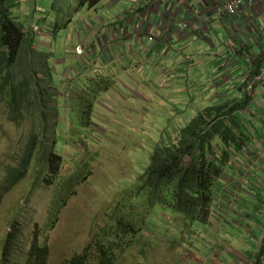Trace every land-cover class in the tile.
I'll list each match as a JSON object with an SVG mask.
<instances>
[{"label":"rangeland","instance_id":"obj_1","mask_svg":"<svg viewBox=\"0 0 264 264\" xmlns=\"http://www.w3.org/2000/svg\"><path fill=\"white\" fill-rule=\"evenodd\" d=\"M110 1L33 0L15 12L35 41L34 49L24 48L17 64L20 81L33 70L41 80L33 84L31 109L22 116L15 117L10 105L0 99V197L10 170L20 166L32 139L47 137V145H40L30 177L3 197L0 264L15 223L21 234L13 264H27L36 232L39 243L49 249L48 264H62L125 215L139 220L149 216L150 220L144 221L133 245L116 264H229L230 257H219L221 250L214 253L217 262L208 256L215 245L229 242L219 234V227L225 232L236 229V224L242 226L240 219L244 221L239 216H219L220 208L224 214L239 209L229 200V208L224 207L226 199L216 201L211 222L204 225L172 209H154L153 201L148 206L136 197L154 152L179 144L181 130L210 104L208 100H214L211 90L197 88L204 80L209 82L214 70L198 65L185 79L177 80L183 71L177 69L178 63H170L163 50L144 53L130 40L121 41L130 64L124 68L123 60L115 57L116 40L110 38L107 46L101 40L111 33L117 39V21L131 9V2L114 6ZM156 41L148 40L146 45L156 46ZM157 62L170 72L158 68ZM234 98L243 102L240 95ZM257 132L262 128L248 129L250 135ZM55 137V150L62 156L54 166L61 175L58 179L47 166ZM59 195L67 200L57 219ZM258 222L264 226L263 219Z\"/></svg>","mask_w":264,"mask_h":264},{"label":"trees","instance_id":"obj_2","mask_svg":"<svg viewBox=\"0 0 264 264\" xmlns=\"http://www.w3.org/2000/svg\"><path fill=\"white\" fill-rule=\"evenodd\" d=\"M18 1L0 0V99L10 105L15 117L30 111L32 86H36L40 79L33 70L32 74H26L24 81H20L21 75L17 71L24 48L32 50L35 44L26 27L15 17L14 9ZM259 65L260 62L256 70ZM244 108V102L238 103L234 98L209 104L194 114V119L181 130L179 144L154 152L152 163L141 177L144 183L137 186L136 197L146 201L148 206L153 201L154 209H172L177 215L207 225L206 221L210 219L211 211L214 212L213 207L219 201V195L224 196L222 190L225 194L230 192L226 184L232 175L229 168L237 167L235 159L240 142H243V123L239 124L237 115ZM46 139L40 140L38 136L32 139L20 166L10 170L3 197L30 177L35 155L42 150L40 145H47ZM247 139L251 141L253 137L247 134ZM57 141L55 137L48 153L47 166L58 179L61 175L58 166L55 170L54 166L62 156L55 150ZM60 183L61 186L62 181ZM3 197H0V206ZM66 200L59 195L55 202V206H58L54 212L57 219L61 212L60 206ZM121 205L124 203L121 202ZM146 220H150V217L141 216L139 220L137 216H118L102 233L94 236L83 252L62 264H116L133 245V237L143 229ZM20 234V227L15 223L7 236L3 264H13V253L19 245ZM35 235L27 264H48L49 249L39 243L37 232Z\"/></svg>","mask_w":264,"mask_h":264},{"label":"crops","instance_id":"obj_3","mask_svg":"<svg viewBox=\"0 0 264 264\" xmlns=\"http://www.w3.org/2000/svg\"><path fill=\"white\" fill-rule=\"evenodd\" d=\"M29 2L33 0H21V5ZM122 2H131V9L120 18L126 19V22L119 19L115 29L117 39L115 34H106L101 45L106 46L110 38L115 39V57L123 60L124 68H130V64L125 49L121 47L122 40H130L133 46L144 53L163 50L170 63L174 66L178 63L177 69L183 71L180 73L183 77H177V80L185 79L193 67L206 65L208 70L213 69L214 72L208 77L209 82L205 83L204 80L197 88L201 92L206 88L211 90L215 98L211 102L208 100L207 104L229 101L242 95L244 88L240 77L253 67L256 57L264 59V33L258 41L248 39L244 31V21L247 19L245 13L236 17L238 34L231 37L227 25L215 16L213 4L209 0H111L109 4L115 6ZM167 2L171 3L172 8L165 12ZM250 5L252 7L247 10V14L256 17L264 32V0H253ZM177 20L188 22L189 30L183 33ZM112 25L109 23L108 27L113 31ZM150 36L157 40L156 46L146 45ZM156 64L162 71L170 72L168 66L160 62ZM208 70L203 73L208 74ZM173 75L178 73L174 72ZM249 106L239 118L240 121L244 114L246 123L242 125L243 139L245 141L249 134V128L257 130L259 126L262 132L254 133L255 146L249 147L246 142H240L235 159L237 167L229 168L232 175L226 183L230 189L226 196L231 204L239 208L237 212L244 218L242 226H234L237 230L219 231L229 240L226 245H219L222 251L219 257H230L231 260L226 259L229 264H264V226L258 222L264 220V100L261 93L251 100ZM247 221L249 224L243 227Z\"/></svg>","mask_w":264,"mask_h":264},{"label":"clouds","instance_id":"obj_4","mask_svg":"<svg viewBox=\"0 0 264 264\" xmlns=\"http://www.w3.org/2000/svg\"><path fill=\"white\" fill-rule=\"evenodd\" d=\"M100 1H101V0H100ZM209 1L213 2L214 0H209ZM16 3H18V5H17V7L14 9V12H16L18 6L21 5V0H19V1L16 2ZM214 3H215V2H214ZM167 4H168V3H167ZM167 4H166V6H167ZM212 4H213V3H212ZM213 7H214V14H215V16L219 19V21H220L221 23L227 25L231 37L235 36V35H233V33L231 32L232 29H235V28H236V33L238 34V26H237V24H236V20H235L236 17H237L238 15L235 17V19H233V20L231 21V24L229 25V24H228V18L226 17V15L224 14V15H222V16H217V14H216V11H217L216 4H213ZM165 8H166V7H165ZM169 9H170V8H169ZM164 10H165V9H164ZM167 11H168V10H167ZM167 11H166V12H167ZM15 17L18 19L17 16H15ZM177 21H178V24H179V28H180V30H181L183 33H185L186 31L189 30V23H188V22H186V21H182V22H180V20H177ZM183 22H186V23L188 24V28L185 29V30H183V29H182V26H181V24H182ZM154 39H155L154 36H150V37H149V40H150V41H152V40H154ZM106 46H107V45H106ZM262 53H264V51H262ZM261 60H262V59L256 57V58L253 60V67H252L251 69H248V72H246V74L242 75V76L240 77V79H239V80L242 81L241 85H242V87L244 88L242 95H240V98H241L240 100L243 101L244 104H245V108H244L243 110H247V109L250 107L249 105H250L251 100H252L253 98H256V96H257L258 94L261 93V86H260V84L258 83V81L255 79L256 74H257V72H258V68H257V70H256V65H257L258 62H261ZM39 77H40V76H39ZM254 79H255V80H254ZM39 80H41V77H40ZM39 80H38V82H39ZM259 88H260V89H259ZM261 95H262V94H261ZM262 98H263V96H262ZM263 100H264V99H263ZM240 105H241V104H240ZM243 110H242V111H243ZM237 117L240 118V114H238ZM244 119H245V116H244V114H242V119L239 121V124H240V125H241V122H242L243 124L246 123V121H245ZM241 136L243 137V134H242ZM251 136L253 137V139H252L251 141H248L247 136H246V138H245V141H244V139H243V142H246V144H247L249 147H251V146H255V145H256L255 142H254V141H255V139H254V134L251 135ZM177 140H179V139H177ZM177 140H176V142H177ZM174 144H175V143H174ZM222 193L224 194V196H223V195H219V201H221L222 198H223V199H226L227 204H226L224 207H225V208H228L227 206H228V204H229V202H228L229 197L226 196V194L223 192V190H222ZM230 203H231V202H230ZM231 206L236 207V206L233 205V204H231ZM222 209H223V208H220L219 216H220V215H224V216H228V217L239 216V218H240L239 212H237V210H229V209H228L227 214H224V213H220ZM233 211H234V212H233ZM231 215H232V216H231ZM212 218H215V217H212ZM219 219H221V218H217V221H219ZM210 220H211V217H210L209 221H210ZM210 222H211V221H210ZM239 222H242L241 219H240ZM234 226H239V225L236 224V225H234ZM218 229H219V230H217L218 232H219V231H224V228H220V227H219ZM226 230H227V229H225V231H226ZM222 236H223V235H222ZM217 250H221V248L219 247V245H215L214 248H212L211 252L208 254V256H209L212 260H214L215 262H217V259H218L217 255H216V254L214 255V253H215Z\"/></svg>","mask_w":264,"mask_h":264},{"label":"built area","instance_id":"obj_5","mask_svg":"<svg viewBox=\"0 0 264 264\" xmlns=\"http://www.w3.org/2000/svg\"><path fill=\"white\" fill-rule=\"evenodd\" d=\"M167 3L168 4L165 8V12L169 10V8H172L171 3ZM212 3L216 4L217 16H222L225 14L228 18L229 25L237 15H239L240 13H245L247 15V19L244 21V31L250 41H258V38L263 35L264 32L261 29L260 23H258L256 17L254 15L247 14V10H250L252 7V5L250 4L253 3V0H214ZM181 26L183 30L188 28V24L186 22H183ZM231 32L233 33V35H237L236 28L232 29ZM258 68L259 70L256 74L255 79L261 86V94L264 99V59L261 60Z\"/></svg>","mask_w":264,"mask_h":264}]
</instances>
